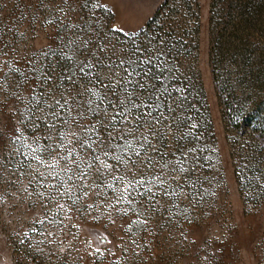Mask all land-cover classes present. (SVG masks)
<instances>
[{
  "label": "rangeland",
  "instance_id": "rangeland-1",
  "mask_svg": "<svg viewBox=\"0 0 264 264\" xmlns=\"http://www.w3.org/2000/svg\"><path fill=\"white\" fill-rule=\"evenodd\" d=\"M125 68L149 108L104 131ZM0 264H264V0H0Z\"/></svg>",
  "mask_w": 264,
  "mask_h": 264
},
{
  "label": "snow or ice",
  "instance_id": "snow-or-ice-1",
  "mask_svg": "<svg viewBox=\"0 0 264 264\" xmlns=\"http://www.w3.org/2000/svg\"><path fill=\"white\" fill-rule=\"evenodd\" d=\"M112 31L113 32L119 31L122 33L123 29H118L114 26L112 28ZM148 62L151 63L150 60ZM120 63H121V65H123L124 61L122 60ZM141 63H143V61H141ZM92 67H93L92 64L85 61L84 63H82L80 65L79 72L83 73L84 75H90L91 74L90 70ZM124 70L127 74L126 77H124V79L126 80V83L121 85L122 94L120 96H118L115 101H112L107 94L101 95L100 92L95 90L94 88L88 90L90 92V95L87 96V99L85 101V103L87 104V108L85 109V112L95 113V112L99 111V112H102L104 116H108L109 107H111L112 115L108 118L106 123L102 124L104 131H109L110 129L116 127V125L118 123L127 121L129 119V117L132 116L134 109H138L141 106H143L144 108H149V104L147 102L140 101L139 98L134 95V93L137 91V89H139L140 91H143L144 88L146 87V85L140 84V83L134 84L133 81L131 79H129L134 74L139 75V73H135V70L131 69V68H125ZM74 75H75V73H73L72 75H69L67 77V79L69 81H71L73 79ZM48 79L51 80V77L49 76ZM106 87H109V89H111V88L116 87V85L112 84V85L106 86ZM28 91L30 93V100L36 99L35 94L32 93V90L29 89ZM77 96H78V93H77ZM71 97H72V93L69 92L67 94V97L64 98L63 104L61 103V101L59 99H57L55 101V105L58 106L57 110L60 112L65 111L66 106L71 103V100L69 99ZM92 97H95V99H92ZM101 105H103V108L100 107ZM15 111L18 112L19 109H16ZM67 111L69 112V114H71L72 109L70 107H68ZM84 114L85 113L77 112V115L75 117H72V121L75 123H78L79 118L82 117ZM52 115H56V113L54 112V113H52ZM145 115H150V112H146ZM57 118L62 119V117H57ZM5 119L10 120L11 117H5ZM135 119L139 120V119H141V116L136 115ZM101 121H102V118H98L96 121H88L87 124L80 125L83 128V132L74 133L73 135H75L79 138V137L83 136V133H85V132L88 133L87 137H84L83 139L79 140L81 145L86 146V147H91L93 144H96L98 142L103 143V138L100 136V131L96 127V125L98 123H101ZM67 122H68L67 120L64 121V123H67ZM54 125H55V121L53 120V121L49 122L48 127L51 128ZM120 131L123 132V128H121ZM93 133L96 134V138L93 137V135H92ZM20 135H21L20 130L18 128L14 129L12 142L15 143L16 138L19 137ZM63 135H64V133L60 132L61 139H63ZM120 138L123 139V136H121ZM128 147H131L130 142L128 143ZM32 151L35 152L36 149L33 148ZM104 154L105 155L108 154L107 148H105ZM139 154H140L139 152H136L137 156H139ZM69 156H71V150L69 151ZM97 158H99V157L97 156ZM37 159H39V157H37ZM141 182L142 181H138V183H141ZM122 199H124L126 201L127 196L122 197ZM97 250L99 251V249H97Z\"/></svg>",
  "mask_w": 264,
  "mask_h": 264
},
{
  "label": "trees",
  "instance_id": "trees-1",
  "mask_svg": "<svg viewBox=\"0 0 264 264\" xmlns=\"http://www.w3.org/2000/svg\"><path fill=\"white\" fill-rule=\"evenodd\" d=\"M215 68V67H214ZM213 75H214V80H215V82H216V84H218V86H219V88H220V92L222 93V94H224L223 95V100H224V104H225V109L227 110V111H231V110H234L237 114H239L240 115V112L242 111V112H244L245 114H247V115H249L248 116V119H254V116L252 115V114H254V113H256V112H259V106H255V107H253L251 110H247L246 111V109H244L243 107H242V109H241V107H240V110L237 108V106H236V102L234 101V97H233V93L232 92H225V90H224V88L223 87H220V85H219V76H218V74H217V72H216V70L215 69H213Z\"/></svg>",
  "mask_w": 264,
  "mask_h": 264
},
{
  "label": "water",
  "instance_id": "water-1",
  "mask_svg": "<svg viewBox=\"0 0 264 264\" xmlns=\"http://www.w3.org/2000/svg\"><path fill=\"white\" fill-rule=\"evenodd\" d=\"M162 0H136V3L142 9L149 11L150 9L156 8ZM106 239L103 238L102 241Z\"/></svg>",
  "mask_w": 264,
  "mask_h": 264
}]
</instances>
